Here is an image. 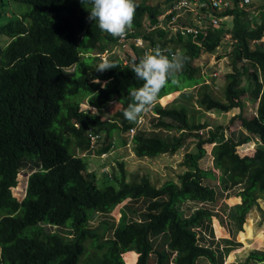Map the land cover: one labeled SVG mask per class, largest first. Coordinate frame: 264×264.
Here are the masks:
<instances>
[{
  "label": "trees",
  "instance_id": "trees-1",
  "mask_svg": "<svg viewBox=\"0 0 264 264\" xmlns=\"http://www.w3.org/2000/svg\"><path fill=\"white\" fill-rule=\"evenodd\" d=\"M9 1L0 0V40L8 38L0 45V264H126L123 255L128 251L137 254L134 264H151L152 255L157 264H168L172 250L177 251L174 264H196L201 256L213 259L212 251L198 244L195 230L211 218L203 204L215 199V190L203 182L211 173L198 164L204 145L215 142L213 166L229 171L233 181L243 182L239 210L264 196V1L256 8L255 0H250L243 9L240 0H231L230 9L217 13L230 15L231 27L225 21L193 42L189 37L171 41L162 30L145 29V17L155 23L163 5L172 0L154 4L135 0L130 29L148 46H167L162 53L169 59L176 48L183 58L182 69L151 109L153 127L163 133L182 130V134L147 135L137 125L130 141L132 151L137 157L152 158L174 154L183 146L187 149L193 136L197 140L191 141L194 150L185 149L178 181L169 179L157 187L148 176L138 181L134 174L129 182L119 163L117 188H99L95 173L87 171L77 152L91 151L88 133L97 136L98 155L111 150L116 131L124 144L128 142L136 122L125 119L123 111L132 102L129 90L143 83L130 68L144 49L132 43L127 64L111 57L109 62L117 66L98 71L101 63L96 54L116 38L88 19L90 0H14L29 6L19 13L9 7ZM226 32L232 44L231 70L223 77L222 97H216L211 90L214 76L208 84L196 61L204 52L213 53ZM72 66L73 73L66 74L64 69ZM190 86L196 87L198 106H193L198 109L184 103L159 104L163 96L185 94ZM246 99L257 102L249 115L243 112ZM85 103L99 111L84 110ZM234 108L238 112L225 124H213L208 136L196 132L209 124L196 120L197 111L224 113ZM237 129L245 132L239 140L231 136ZM187 201L196 202L188 216L179 208ZM198 203L203 204L195 208ZM117 204L125 207L121 221L112 215ZM162 233L167 250H158L153 241ZM249 256L263 261L264 251Z\"/></svg>",
  "mask_w": 264,
  "mask_h": 264
},
{
  "label": "crops",
  "instance_id": "crops-1",
  "mask_svg": "<svg viewBox=\"0 0 264 264\" xmlns=\"http://www.w3.org/2000/svg\"><path fill=\"white\" fill-rule=\"evenodd\" d=\"M214 56V53L204 52L199 56L196 63L200 64L203 62L206 64L214 59ZM205 78L207 77L205 76ZM179 93L171 101L165 102L162 105L184 103L194 107V97L189 92H184L185 94H183L179 91ZM194 109H198V107L195 106ZM233 110L224 113L199 110L196 113V120H206L209 123L207 126L219 123L225 124L231 115H234L235 112ZM154 121V115L149 111L145 114V120L138 128L147 135L171 137L173 135L171 133H174L178 137L182 134V130H172L168 133H163L159 128L153 127ZM243 133H245L243 129H237L232 132L231 136L235 140H239L243 136ZM227 135L228 133L225 134V136ZM193 140L194 137L187 140L189 150L192 147V143L190 142ZM214 144L215 142L204 145L205 154L198 161L201 169L211 173V176L204 178L203 182L215 190V199L203 204L204 207L210 210L211 218L205 220L202 225L197 226L195 229L198 244L209 248L214 257L210 259L201 256L196 259V264H264V260L257 261L255 258L249 256L252 252L264 251V196H258L255 202L249 204L243 212L239 210V206L243 202L240 192L243 190L244 184L243 182L233 181L229 171L224 172L213 166L211 150ZM254 144H257V142L254 141ZM182 149L185 150L186 148L183 146L180 150ZM171 155L176 154L164 153L159 156L168 157ZM139 202L142 203V199ZM244 203H246V200H244ZM194 205H196V202L187 201L179 208L183 214L188 216L191 212L190 207ZM116 207H113V209ZM239 218L242 221H239ZM164 240H166L165 233L153 237L158 250H163V247L165 250L168 249ZM125 254H127L126 256L130 260V264H134L137 254L134 251H128ZM154 257V255L150 257L151 264H157ZM125 263L127 264L126 261Z\"/></svg>",
  "mask_w": 264,
  "mask_h": 264
},
{
  "label": "rangeland",
  "instance_id": "rangeland-1",
  "mask_svg": "<svg viewBox=\"0 0 264 264\" xmlns=\"http://www.w3.org/2000/svg\"><path fill=\"white\" fill-rule=\"evenodd\" d=\"M253 1V0H252ZM264 0H255L256 8L259 4H261ZM149 3L154 4L156 0H148ZM258 4V5H257ZM159 6V3L158 5ZM9 7L15 10L16 13H19V9L27 10L29 8L26 4H20L14 0L9 1ZM253 10V7H250ZM252 14V13H251ZM257 13L254 12V16ZM258 16V15H257ZM147 17H145L146 19ZM227 27H231L232 19L228 18L226 20ZM8 42V38H3L0 40V45ZM232 44L228 41L222 42L219 47L216 48L214 53V59L210 60L208 63H200L201 74L205 75L206 82L210 84L211 80L209 77H213L215 79L214 85L211 86V90L216 97H222V87L224 84V75L225 73L231 70V51ZM180 53V52H179ZM130 51L123 52L124 56H128ZM222 58V59H221ZM199 63V62H198ZM64 72L66 74L73 73V66L69 68H65ZM185 92H189L194 98L193 101L197 104V93L196 87L190 86L187 89H184ZM182 93V92H181ZM179 92H172L167 94L169 96H163L159 99V104H163L165 102L171 101L175 96H178ZM244 104V114L249 115L252 110H254L257 102L246 99ZM114 105V103H110V107ZM187 106V105H185ZM109 107V112H111ZM188 108V106H187ZM238 108H235L233 111L238 112ZM99 111V110H98ZM102 112V111H101ZM233 115V114H232ZM231 115V116H232ZM228 133V130H224V134ZM171 137L175 138L176 136L174 133H171ZM197 140V137L193 136ZM256 141V140H255ZM193 143L195 141H192ZM257 142V141H256ZM191 143V142H190ZM192 143V144H193ZM195 145H192L191 150H194ZM70 150L73 151V147H70ZM186 150H189L187 148ZM184 149L179 150L178 152L174 153L176 155L171 156H157V157H137L132 151V142L125 143L123 142V137L120 135V132H115L114 134V146L111 150L104 155H98L94 150L86 152L84 155L77 152V155L82 156L87 164V171L94 172L96 178V184L99 188H104L106 186H114L115 188L118 187L119 180H120V166L119 163H123L125 168V180L131 181L133 175L135 174L140 179V176L145 175L148 176L150 182L155 186H160L164 181L169 179H174V181H178L177 176L180 174L184 167L180 165V162L183 160V155L185 153ZM28 171V170H27ZM30 172V171H29ZM23 173V172H22ZM113 174L117 177L115 179ZM20 197L19 194H17ZM124 204V203H123ZM116 208L113 209L112 215L116 221H121L122 215H124L125 207L121 204L115 205ZM129 213V212H128ZM120 214V216H119ZM131 214V213H129ZM131 255V254H130ZM125 257L126 254H124ZM124 257V258H125ZM128 258V257H127ZM126 261V259H124Z\"/></svg>",
  "mask_w": 264,
  "mask_h": 264
},
{
  "label": "built area",
  "instance_id": "built-area-1",
  "mask_svg": "<svg viewBox=\"0 0 264 264\" xmlns=\"http://www.w3.org/2000/svg\"><path fill=\"white\" fill-rule=\"evenodd\" d=\"M250 0H240L239 7L245 8ZM165 7L161 14L157 16V21L153 24L150 23L149 19L143 20L144 27L147 31L162 30L165 33V38L168 40L176 39L177 37L186 38L189 37L193 42H197L198 38L206 36L208 28H214L222 25L230 15L218 16L217 13L223 10L230 9L232 7L231 0H172L168 4L163 5ZM227 27V25L225 24ZM133 29L127 31L126 36L123 39L116 38L115 42L108 47H105L101 53L96 54L99 58L100 63L103 61H109L111 57L121 58L124 64L128 63L127 56L123 55V52L130 51L132 53L131 44L134 43L144 49L145 53H151L156 48L155 46H148V41L144 40L141 35H136ZM224 42L230 39V34L226 32L224 34ZM172 41V40H171ZM172 44V43H169ZM162 51H167V46L160 48ZM169 50V49H168ZM179 49L176 48L175 51H171L170 55H177ZM208 83V82H207ZM84 110H89L91 112H98V109L94 106L88 104H82ZM145 120V114H142L135 126H133L128 132V142L131 141L132 136L135 133L137 125H140ZM213 130L212 126H207L205 128H200L196 132L202 136H208L209 131ZM90 139V150H94L96 135L88 133ZM86 153V152H85ZM83 153V155L85 154ZM105 153L101 154L104 155ZM203 203H198L195 208L202 205ZM175 252L170 255L169 259H173ZM125 256L123 255V258ZM125 259V258H124ZM169 264H172L170 261Z\"/></svg>",
  "mask_w": 264,
  "mask_h": 264
},
{
  "label": "clouds",
  "instance_id": "clouds-1",
  "mask_svg": "<svg viewBox=\"0 0 264 264\" xmlns=\"http://www.w3.org/2000/svg\"><path fill=\"white\" fill-rule=\"evenodd\" d=\"M90 2L92 6L89 8L88 19L94 20L101 32L123 39L135 18L137 8L135 0H90ZM116 66L105 60L96 69L103 71ZM182 67V57L173 55L169 59L159 48L151 54L145 53L138 63L134 62L130 69L135 73V79L143 83L140 87L129 90L132 102L123 111L125 119L135 123L142 114L151 111L162 89L170 79L174 80L176 73ZM173 252L177 253L176 250H172L170 255ZM170 261L174 264L173 259H169L168 264Z\"/></svg>",
  "mask_w": 264,
  "mask_h": 264
}]
</instances>
